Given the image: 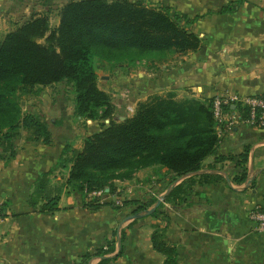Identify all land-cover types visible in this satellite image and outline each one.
<instances>
[{
    "label": "crops",
    "instance_id": "crops-1",
    "mask_svg": "<svg viewBox=\"0 0 264 264\" xmlns=\"http://www.w3.org/2000/svg\"><path fill=\"white\" fill-rule=\"evenodd\" d=\"M68 1L0 0V15L9 8H61ZM139 1L171 7L191 18L202 15L192 25L202 41L198 50L186 54L119 63L120 70L109 66L106 74L97 70L105 80L104 91L122 92L120 104L137 106L169 92L176 100L206 101L226 93L264 97V0ZM236 1L237 8L219 12ZM57 97L51 93L39 109L51 132L49 144L16 141L12 158L0 149V200L8 210L0 220V264H97V250L115 238V251L108 256L119 251V238L122 255L110 264H163L164 256L151 242L156 224L165 227V239L176 247L180 264H264V232L255 230L248 218L254 206L264 209V127L239 122L224 130L216 153L201 170L222 179L193 185L178 203L164 201L161 217L147 215L121 225L140 204L160 198L184 178L172 182L166 168L151 166L131 179L115 181L114 194L82 197L67 184L71 164L62 167L58 162L68 144L81 150L85 137L101 130L102 121L77 117L73 101ZM112 103L117 118L133 115L113 97ZM246 151L243 167L239 162ZM244 171L246 179L236 181ZM55 196L57 208H43L47 197ZM115 200L139 204L115 207L110 203Z\"/></svg>",
    "mask_w": 264,
    "mask_h": 264
},
{
    "label": "trees",
    "instance_id": "trees-1",
    "mask_svg": "<svg viewBox=\"0 0 264 264\" xmlns=\"http://www.w3.org/2000/svg\"><path fill=\"white\" fill-rule=\"evenodd\" d=\"M239 4L231 2L219 12H230ZM200 17L139 0H70L60 8L56 27L51 26L47 12L35 13L18 24L0 39L2 153L14 157L23 132L26 140L51 142L47 121L40 113L25 111L22 98L66 83L74 93L75 115L102 121L101 130L86 136L81 150L68 144L58 162L62 167L71 164L67 184L82 197L87 196L86 190L108 189L107 195L114 194L115 181L131 179L138 170L151 166L166 168L173 174L172 182L186 176L169 190L165 202L178 203L193 185L222 179L220 174L201 172L220 140L213 98L176 100L169 92L139 102L132 116L117 120L111 95L98 84L97 59L111 66L133 65L150 57L163 59L198 50L202 39L192 25ZM242 115L247 116V110L242 109ZM247 160L246 151L239 164L244 167ZM245 179V171L235 178L239 182ZM58 201V196L47 197L43 208L56 209ZM156 201L140 204L134 212H143ZM110 203L115 207L139 204L136 200H125L121 206ZM162 206L151 215L161 217ZM153 227L152 246L164 256L163 264H180L176 247L165 239V227ZM124 234L122 231V240ZM115 244L116 238L97 250L101 258L97 264H110L122 255L121 246L115 256H108Z\"/></svg>",
    "mask_w": 264,
    "mask_h": 264
},
{
    "label": "built area",
    "instance_id": "built-area-1",
    "mask_svg": "<svg viewBox=\"0 0 264 264\" xmlns=\"http://www.w3.org/2000/svg\"><path fill=\"white\" fill-rule=\"evenodd\" d=\"M236 107L238 111L231 110ZM242 109L247 110V116L243 117ZM127 110L135 112V106L129 105ZM212 111L216 121L217 134L220 137L224 130H231L239 122L246 123L254 127H264V97L263 96H242L238 93H226L217 95L212 100ZM108 122V120H106ZM107 190H93L86 193L89 197H103ZM116 200V204H121ZM8 214L5 204L0 200V220ZM248 218L259 232H264V209L256 205L248 212Z\"/></svg>",
    "mask_w": 264,
    "mask_h": 264
},
{
    "label": "rangeland",
    "instance_id": "rangeland-1",
    "mask_svg": "<svg viewBox=\"0 0 264 264\" xmlns=\"http://www.w3.org/2000/svg\"><path fill=\"white\" fill-rule=\"evenodd\" d=\"M59 10L60 8H9L8 11L2 12V14L0 15V39L3 38V36L6 34L5 32H8L12 29H14L18 24H21L23 22H25L26 20H28L33 14L35 13H48L49 17H50V23L52 27H56L59 23ZM3 11V10H2ZM170 56V55H169ZM96 66L97 69L100 71L101 74H106L109 70L108 67L110 65V63H106L105 61L101 60V59H97L96 60ZM111 68H114L115 70H120V64H115L114 66H112ZM100 75V74H99ZM98 84L99 87L103 88L105 87V80L102 79L99 76L98 79ZM101 88V89H102ZM121 91V90H120ZM55 95L57 98L60 97H65V101L67 103H69L70 101L74 103V93L72 91V87L69 84L66 83H59L53 86H49V87H44L41 91L40 94L38 95H27V96H23V101H22V106L24 108L25 111H34L37 113H41L40 109V105L43 106L47 100V97L50 94ZM122 92H111L109 93L111 95V97H113V100L115 103H118L119 108L120 107H124L125 111L127 110L129 105H134L132 104V102L128 101V102H124V104H120L118 101V96H121ZM125 95H127L128 97V93H126ZM135 106V111L137 106ZM127 113L129 115H132L134 113H130L127 110ZM41 115L43 116V114L41 113ZM117 118V116H116ZM117 120H121L119 118H117ZM107 122V121H106ZM26 138V133L23 132L21 137L19 139H17V142H24ZM115 204H116V200H115ZM122 204V203H121Z\"/></svg>",
    "mask_w": 264,
    "mask_h": 264
},
{
    "label": "water",
    "instance_id": "water-1",
    "mask_svg": "<svg viewBox=\"0 0 264 264\" xmlns=\"http://www.w3.org/2000/svg\"><path fill=\"white\" fill-rule=\"evenodd\" d=\"M125 117H122V120H124ZM191 174H187V176H189ZM186 176H182L181 178H185ZM168 193L162 195L160 198L157 199L156 203L151 206L150 208L146 209L144 212L142 213H136V214H131L129 216H127L121 223V225L126 222L127 220H130V219H134V218H139V217H142V216H147V215H151L165 200V197ZM121 248V239L119 238L118 239V249Z\"/></svg>",
    "mask_w": 264,
    "mask_h": 264
}]
</instances>
